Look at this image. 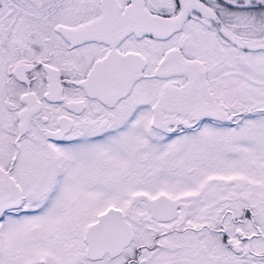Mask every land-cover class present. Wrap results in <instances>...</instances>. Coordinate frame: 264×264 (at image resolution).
<instances>
[{
  "label": "snow or ice",
  "instance_id": "6c2138e0",
  "mask_svg": "<svg viewBox=\"0 0 264 264\" xmlns=\"http://www.w3.org/2000/svg\"><path fill=\"white\" fill-rule=\"evenodd\" d=\"M0 264H264V0H0Z\"/></svg>",
  "mask_w": 264,
  "mask_h": 264
}]
</instances>
